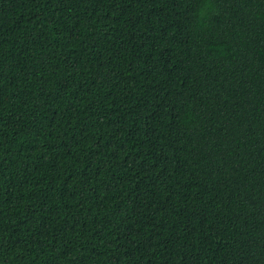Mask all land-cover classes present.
<instances>
[{
	"label": "trees",
	"instance_id": "16d2710c",
	"mask_svg": "<svg viewBox=\"0 0 264 264\" xmlns=\"http://www.w3.org/2000/svg\"><path fill=\"white\" fill-rule=\"evenodd\" d=\"M0 264H264V0H0Z\"/></svg>",
	"mask_w": 264,
	"mask_h": 264
}]
</instances>
